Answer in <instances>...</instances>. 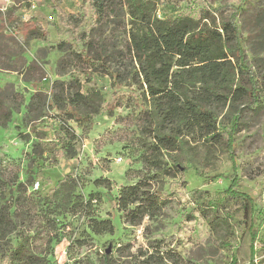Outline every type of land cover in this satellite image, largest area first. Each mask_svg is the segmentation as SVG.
<instances>
[{
	"label": "trees",
	"instance_id": "obj_1",
	"mask_svg": "<svg viewBox=\"0 0 264 264\" xmlns=\"http://www.w3.org/2000/svg\"><path fill=\"white\" fill-rule=\"evenodd\" d=\"M55 1L60 23L73 44L62 41L57 45L64 56L56 70L70 80L56 81L49 92L35 91L27 104L13 85L0 88V127L7 128L14 114L25 108L23 123L39 135L26 154V180L20 179L21 160L12 167L0 164V264H54L53 245L62 238L59 215L46 198L32 191L36 181L33 164L48 154L56 163L75 159L79 135L70 122L87 135L96 117L113 116L118 105L108 108L103 90L83 92L80 76L92 83L99 74L109 77L112 89H133L141 106L137 136L130 144L139 153L142 168L127 171L126 178L132 182L123 185L115 197L123 224L141 227L146 220H158L168 205L164 180L182 173L186 149L195 155L199 149L225 146L233 169L226 193L240 201L245 224L230 264H257L263 202L239 190L235 137L247 111L258 112L264 106V2L245 9L208 6L197 17H169L158 14L164 0H81L77 13L64 11L60 7L63 0ZM25 29L31 38L46 40L49 36L35 18L29 19ZM24 53L16 36L0 28V71L17 72L27 82L44 80L46 69L37 61L28 62ZM45 118L58 124L51 148L45 143V133L36 129ZM29 135L19 133V138L28 141ZM78 182L70 172L59 186L75 192ZM93 184L107 191L114 187L107 177ZM101 200L100 192L85 199L76 195L70 207L69 212L85 218V239L76 240L80 247L89 239L116 232L112 219L97 215ZM147 230L150 227L144 232L149 239ZM131 248L123 249L136 259L130 264L184 262L178 252L158 240L149 241L148 248H139L136 254ZM101 258L104 264H113L107 253Z\"/></svg>",
	"mask_w": 264,
	"mask_h": 264
},
{
	"label": "rangeland",
	"instance_id": "obj_2",
	"mask_svg": "<svg viewBox=\"0 0 264 264\" xmlns=\"http://www.w3.org/2000/svg\"><path fill=\"white\" fill-rule=\"evenodd\" d=\"M264 0H164L159 5V15L169 17L191 15L197 17L201 10L211 6L214 9L232 5L244 9ZM81 0H63L60 7L68 13H77ZM55 0H0V28L4 33L15 35L28 62L37 61L46 69V78L41 81L24 80L17 72L0 71V88L13 85L25 97L28 103L37 90L51 91L56 81L68 82L69 75L57 74V61L64 55L57 45L67 41L68 34L60 23ZM30 18H35L43 28L49 31L46 40L28 37L25 29ZM239 27L240 17L236 19ZM90 25V20L86 26ZM244 37L246 34L243 33ZM73 45V44H72ZM73 72V71H72ZM75 75H78L75 72ZM83 82V92L93 88L104 92L107 107L117 106L113 116L103 113L96 117L93 127L87 135L76 129L78 155L75 159L58 163L50 154L33 164L36 181L33 192L38 193L53 207L62 238L54 243V264H104L102 255L112 257L113 264H130L135 261L129 252L123 250L131 245V253L139 248L146 250L149 241L158 240L163 247L173 249L183 258V264H230L245 230L244 212L240 201L231 199L226 193L228 177L233 173L228 149L217 146L214 149H186L182 162V173L176 177H166L163 184L164 197L168 205L155 222L146 220L141 227L123 224L116 207L115 197L120 188L132 181L126 173L132 168L141 169L139 153L130 144L137 136V118L141 110L136 94L131 88L112 89L110 79L99 74L92 83ZM117 91V92H116ZM119 98V102L116 99ZM264 105V104H263ZM254 106V109H256ZM55 114V112H51ZM25 108L13 116L7 128L0 127V164L12 167L21 160V181L27 178L28 158L33 143L39 141L37 132L31 125L23 123ZM228 125V124H225ZM57 122L45 118L36 125L38 132L45 133V143H53ZM19 133L30 134L24 141ZM192 156L190 157L189 156ZM194 155V156H193ZM235 155L240 178L239 190L253 197H261L263 212L260 214V235L256 244V258L264 264V106L258 112L247 111L241 121L240 130L235 137ZM192 158V159H191ZM74 173L79 180L75 192L69 187L59 186V182L68 174ZM101 177L113 181L112 191L96 187L93 182ZM134 181V180H133ZM102 193L97 204L100 218L113 220L116 232L87 240L80 247L76 240L85 239V218L69 212L75 196L86 198L90 193ZM146 227H150L149 239L145 236ZM48 251V250H47ZM46 251V252H47ZM45 255V253L43 254Z\"/></svg>",
	"mask_w": 264,
	"mask_h": 264
},
{
	"label": "crops",
	"instance_id": "obj_3",
	"mask_svg": "<svg viewBox=\"0 0 264 264\" xmlns=\"http://www.w3.org/2000/svg\"><path fill=\"white\" fill-rule=\"evenodd\" d=\"M256 263H257V264H259V261H258V259H257V258H256Z\"/></svg>",
	"mask_w": 264,
	"mask_h": 264
}]
</instances>
